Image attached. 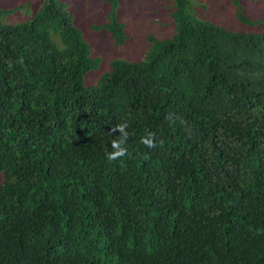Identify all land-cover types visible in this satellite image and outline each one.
I'll list each match as a JSON object with an SVG mask.
<instances>
[{"label": "trees", "instance_id": "1", "mask_svg": "<svg viewBox=\"0 0 264 264\" xmlns=\"http://www.w3.org/2000/svg\"><path fill=\"white\" fill-rule=\"evenodd\" d=\"M191 1L89 85L102 57L69 0L18 23L0 6V264H264V30L243 29L264 17L231 0L234 28ZM102 2L91 28L132 42L121 0Z\"/></svg>", "mask_w": 264, "mask_h": 264}, {"label": "rangeland", "instance_id": "2", "mask_svg": "<svg viewBox=\"0 0 264 264\" xmlns=\"http://www.w3.org/2000/svg\"><path fill=\"white\" fill-rule=\"evenodd\" d=\"M46 0H0V6L15 8L13 13L4 17L6 23H18L34 14ZM245 10L251 16L264 17V0H241ZM69 16L73 24L79 29L83 38L90 44L92 56L102 57L100 66L84 75V85L97 81L108 70L111 59L123 58L137 60L143 56L146 48V36L156 31L160 36H170L173 32L170 21L171 0H121L119 15L131 22L137 31V37L123 46H116L109 39L105 31H95L93 24L102 23L105 19L107 6L102 0H69ZM198 17L217 24H231L234 28H241L243 24L236 20L234 6L231 0H192ZM14 20L15 22H12ZM244 30H264V23L246 27ZM132 28H129L132 30ZM3 176L0 174V184Z\"/></svg>", "mask_w": 264, "mask_h": 264}, {"label": "clouds", "instance_id": "3", "mask_svg": "<svg viewBox=\"0 0 264 264\" xmlns=\"http://www.w3.org/2000/svg\"><path fill=\"white\" fill-rule=\"evenodd\" d=\"M127 127L128 125L126 123L114 126L113 131L119 132L120 138L118 140L113 141L112 147L114 151L108 153L109 160H117L118 158L128 155L127 149L122 146L123 144H125L128 138V133L125 131ZM142 143L148 148H153L156 146L152 133H149L147 138L142 140Z\"/></svg>", "mask_w": 264, "mask_h": 264}]
</instances>
